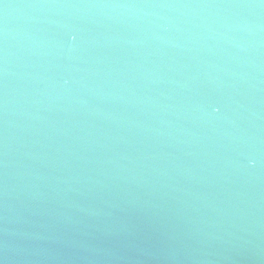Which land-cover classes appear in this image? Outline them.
Returning a JSON list of instances; mask_svg holds the SVG:
<instances>
[{
	"label": "water",
	"instance_id": "95a60500",
	"mask_svg": "<svg viewBox=\"0 0 264 264\" xmlns=\"http://www.w3.org/2000/svg\"><path fill=\"white\" fill-rule=\"evenodd\" d=\"M0 264H264V0H0Z\"/></svg>",
	"mask_w": 264,
	"mask_h": 264
}]
</instances>
